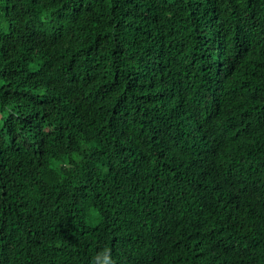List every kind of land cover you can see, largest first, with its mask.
Returning a JSON list of instances; mask_svg holds the SVG:
<instances>
[{
    "label": "trees",
    "instance_id": "obj_1",
    "mask_svg": "<svg viewBox=\"0 0 264 264\" xmlns=\"http://www.w3.org/2000/svg\"><path fill=\"white\" fill-rule=\"evenodd\" d=\"M0 264H264V0H0Z\"/></svg>",
    "mask_w": 264,
    "mask_h": 264
}]
</instances>
